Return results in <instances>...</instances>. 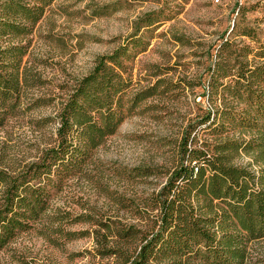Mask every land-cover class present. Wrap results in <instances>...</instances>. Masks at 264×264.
<instances>
[{"label":"trees","instance_id":"1","mask_svg":"<svg viewBox=\"0 0 264 264\" xmlns=\"http://www.w3.org/2000/svg\"><path fill=\"white\" fill-rule=\"evenodd\" d=\"M52 1L0 0V125L3 108H13L27 85L21 63L28 44L21 39ZM245 11L238 9L241 16ZM156 22L154 13L138 20L139 27ZM234 32L238 38L254 37L251 27L238 22L229 34ZM235 36L219 37L209 53L197 81L199 112L175 143L163 183L144 200L153 214L147 213L144 224L95 219L92 256L107 259L106 264H245L247 242L264 236V45L254 47ZM127 45L101 55L72 87L55 115L54 144L42 149L38 160L13 176L0 171V250L43 218L61 220L47 213L51 192L81 171L138 101L155 94L158 83L127 100L128 83L115 68ZM40 84L33 75V87ZM240 153L261 166L257 174L236 163ZM152 173L143 167L134 176ZM90 218L81 215L77 221Z\"/></svg>","mask_w":264,"mask_h":264},{"label":"rangeland","instance_id":"2","mask_svg":"<svg viewBox=\"0 0 264 264\" xmlns=\"http://www.w3.org/2000/svg\"><path fill=\"white\" fill-rule=\"evenodd\" d=\"M239 7L246 9L244 16ZM146 13H154L157 22L139 27ZM235 22L251 27L254 37L229 34ZM227 35L254 47L264 45V0L52 1L32 32L21 39L28 44L21 63L28 79L13 108H3L0 171L11 176L21 172L54 144L61 102L101 55L128 44L121 66L115 68L128 83L129 103L140 91L159 86L134 105L81 171L51 192L47 213L61 220L49 223L43 218L16 235L0 250V264L108 262L92 256L95 219L144 224L147 213L153 214L144 200L172 166L175 143L199 112L198 77L214 44ZM135 39L142 44L132 46ZM33 75L40 85L33 87ZM236 163L249 165L256 174L261 168L245 153ZM143 167L154 173L134 176ZM2 193L0 187V201ZM81 215L91 218L77 221ZM67 232L74 233L73 238ZM246 249L245 264H264V236L248 241Z\"/></svg>","mask_w":264,"mask_h":264}]
</instances>
